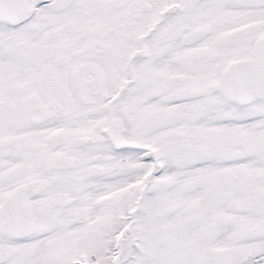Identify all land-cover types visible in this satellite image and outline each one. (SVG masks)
<instances>
[{
    "label": "snow or ice",
    "instance_id": "1",
    "mask_svg": "<svg viewBox=\"0 0 264 264\" xmlns=\"http://www.w3.org/2000/svg\"><path fill=\"white\" fill-rule=\"evenodd\" d=\"M0 264H264V0H0Z\"/></svg>",
    "mask_w": 264,
    "mask_h": 264
}]
</instances>
